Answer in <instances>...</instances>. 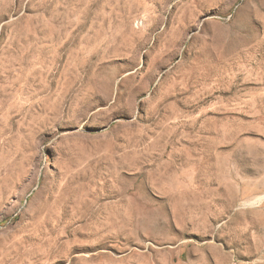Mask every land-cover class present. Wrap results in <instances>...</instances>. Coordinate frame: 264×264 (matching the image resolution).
I'll use <instances>...</instances> for the list:
<instances>
[{
	"label": "rangeland",
	"instance_id": "374dc122",
	"mask_svg": "<svg viewBox=\"0 0 264 264\" xmlns=\"http://www.w3.org/2000/svg\"><path fill=\"white\" fill-rule=\"evenodd\" d=\"M0 264H264V0H0Z\"/></svg>",
	"mask_w": 264,
	"mask_h": 264
}]
</instances>
